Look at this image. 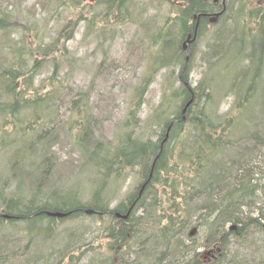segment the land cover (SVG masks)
<instances>
[{
  "label": "trees",
  "instance_id": "16d2710c",
  "mask_svg": "<svg viewBox=\"0 0 264 264\" xmlns=\"http://www.w3.org/2000/svg\"><path fill=\"white\" fill-rule=\"evenodd\" d=\"M132 2L105 0V14L110 15L103 18L110 24L126 22ZM256 2L260 1L181 0L173 17L145 35L152 49L150 66L179 67L182 72L176 78L179 88L171 87L169 77L170 87L148 119L161 130L158 140L135 135L131 129L138 124L135 110L115 142L95 143L90 93H78L71 100L82 127L74 137L85 150L81 168L95 172L96 189L88 201L71 187L43 193L55 164L49 154L31 168L35 188L29 193L0 188V225L24 228L19 230L23 246L22 240L0 236V264H264V7L251 8ZM13 20L6 13L0 15V32ZM210 31L212 40L202 58L208 73L221 65L220 76L241 62L226 90L235 102L225 113L218 107L214 78L202 77L193 86L189 82L188 56L192 62L198 40ZM40 39L35 33L31 45L8 40L0 54L1 124H27L31 126L27 134L44 121L60 89L41 95L45 84L36 85L46 60L61 52L60 38L45 47ZM55 70L59 72L58 64ZM55 84L62 83L58 79ZM141 104L140 99L135 107ZM6 133L8 128L3 137ZM46 140L43 134L38 142ZM43 146L47 152L49 143ZM29 149L25 142L12 154V168L27 161ZM137 168L142 184L112 208L111 183H119ZM87 210L95 213L88 215ZM46 212L67 216L57 219ZM82 217L90 224L80 222ZM37 244L45 247L41 256L34 254ZM17 247L23 250L18 252Z\"/></svg>",
  "mask_w": 264,
  "mask_h": 264
},
{
  "label": "rangeland",
  "instance_id": "374dc122",
  "mask_svg": "<svg viewBox=\"0 0 264 264\" xmlns=\"http://www.w3.org/2000/svg\"><path fill=\"white\" fill-rule=\"evenodd\" d=\"M98 1L0 0V15L6 13L14 17L13 24L0 32V54L8 46L6 42L8 40L10 42L18 40L31 45L30 38H33L35 33H39L40 43L44 47L60 38L61 49V52L51 58L54 60H46L48 63L46 68L36 78L37 86L45 84L40 90L41 95L50 89L60 88L56 100L45 111L44 121L38 126L35 124L29 134L25 132L29 126L27 124L4 127L0 121V188L5 187L8 193H14L19 188L25 193L34 189L31 168L44 154H49L54 157L55 164L52 166V170L54 169L52 179L42 189L43 193L46 194L58 186L71 187L81 192L85 201L90 199L96 189L93 183L96 179L95 172L81 168L85 162V150L78 147L74 139L82 129L78 120L79 115L72 111L71 104V100L78 93H90V109L96 120L95 143L115 142L123 133L124 122L135 110H139L136 115L138 124L131 128L135 135L143 140H158L161 130L152 127L148 119L159 106L166 87L169 88L170 83L171 87H180L176 78L182 72L179 67L153 69L148 60L152 49L145 35L149 34V31L161 28L167 18L173 17L174 6L181 4V0H133L130 14H126V22L114 20L111 24L109 19L103 18L110 15L105 14L106 8L103 5L105 0L100 3ZM259 1L251 8L259 5L264 7V0ZM234 37L236 40L240 38L238 34ZM211 40V31L198 40L192 62L188 45L189 82L193 86L202 77L209 75L214 78L218 107L225 113L235 102L233 96L226 95V90L231 87L233 74L240 69L241 62H238L235 68L230 67L224 73L221 72L223 76L218 74L221 65L208 73L209 66L202 62V58ZM247 48H251V44ZM53 63L58 64L59 72H56ZM170 76L172 80L169 83ZM58 79L61 85L55 84ZM67 93H71V96H67ZM140 99L142 104L137 109L135 106ZM25 116L23 114L22 117ZM5 128H8L9 133L3 137ZM43 134L47 140L38 142ZM3 139L4 143H1ZM25 142L30 147L28 159L14 169L11 167L12 154L23 147ZM46 142L49 143L47 152L43 146ZM260 176L261 174H256L257 179H261ZM142 182L140 170L137 168L128 172L119 183H111L109 196L113 203L112 208L116 207L122 196L137 189ZM263 182L262 179L261 183ZM79 221L90 224L89 219L84 217ZM19 230H24L22 224L4 229L0 225V236L19 243L22 240ZM21 245H24L23 240ZM20 248L17 247L15 250L21 252L23 249ZM33 251L35 255L41 256L42 252H45V247L37 244Z\"/></svg>",
  "mask_w": 264,
  "mask_h": 264
},
{
  "label": "water",
  "instance_id": "95a60500",
  "mask_svg": "<svg viewBox=\"0 0 264 264\" xmlns=\"http://www.w3.org/2000/svg\"><path fill=\"white\" fill-rule=\"evenodd\" d=\"M185 51L187 52V47H186V46H185ZM190 104H191V103H189V104L187 105V107L184 109V111H183V114H184V115L186 114L187 109H188V107H189ZM168 138H169V135L167 136L166 142H167ZM94 213H95V212H94L93 210H87V211H86V214H88V215H93ZM46 214H47L48 216H50V217H56V218H64V217L67 216V214H62V213H52V212H46ZM116 217H117V218H121V219H127V218H128V215H127V216H121L120 214H116Z\"/></svg>",
  "mask_w": 264,
  "mask_h": 264
}]
</instances>
